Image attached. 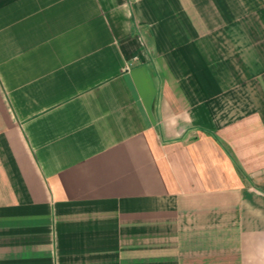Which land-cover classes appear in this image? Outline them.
<instances>
[{
	"label": "crops",
	"instance_id": "obj_1",
	"mask_svg": "<svg viewBox=\"0 0 264 264\" xmlns=\"http://www.w3.org/2000/svg\"><path fill=\"white\" fill-rule=\"evenodd\" d=\"M0 264H264V0H0Z\"/></svg>",
	"mask_w": 264,
	"mask_h": 264
}]
</instances>
